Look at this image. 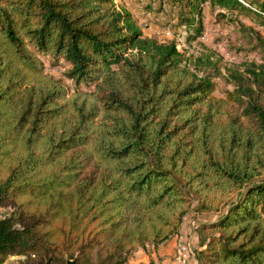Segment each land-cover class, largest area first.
Here are the masks:
<instances>
[{"label": "trees", "instance_id": "16d2710c", "mask_svg": "<svg viewBox=\"0 0 264 264\" xmlns=\"http://www.w3.org/2000/svg\"><path fill=\"white\" fill-rule=\"evenodd\" d=\"M174 1L189 39L207 2L264 25V0ZM39 56L65 62L73 89ZM182 63L114 0H0V264H93L98 249L125 264L187 214L217 216L198 264H264V63L231 72L224 98Z\"/></svg>", "mask_w": 264, "mask_h": 264}, {"label": "rangeland", "instance_id": "374dc122", "mask_svg": "<svg viewBox=\"0 0 264 264\" xmlns=\"http://www.w3.org/2000/svg\"><path fill=\"white\" fill-rule=\"evenodd\" d=\"M114 4L117 11L131 16L144 37L162 42L174 41L183 57V65L188 63L190 70L197 71L198 76L209 75L212 78L215 85L213 96L216 98H224L233 90V82L229 78L231 72L244 75L245 65L264 63L253 35L256 31L264 37V25L261 26L250 12H229L207 2L202 12V36L189 39L192 32L177 26L179 10L174 0H163L161 4L159 0H114ZM244 5L248 8L247 4ZM197 59L201 60V65L194 63ZM208 60L211 65H208ZM39 62L45 74L62 80L66 87L73 89V83L65 77L69 68L65 62H56L45 56H39ZM1 209L11 211V208ZM108 253L110 249L93 250L90 260L98 264ZM74 259L77 260V255Z\"/></svg>", "mask_w": 264, "mask_h": 264}, {"label": "crops", "instance_id": "0c3cea01", "mask_svg": "<svg viewBox=\"0 0 264 264\" xmlns=\"http://www.w3.org/2000/svg\"><path fill=\"white\" fill-rule=\"evenodd\" d=\"M216 218V215L187 214L175 234L157 246L137 248L125 264H198L196 252L200 249V225ZM21 262V257L10 256L2 264Z\"/></svg>", "mask_w": 264, "mask_h": 264}, {"label": "water", "instance_id": "95a60500", "mask_svg": "<svg viewBox=\"0 0 264 264\" xmlns=\"http://www.w3.org/2000/svg\"><path fill=\"white\" fill-rule=\"evenodd\" d=\"M11 213V211H4L2 209H0V218L3 219L7 216H9ZM65 264H76V260L73 259V260H67Z\"/></svg>", "mask_w": 264, "mask_h": 264}]
</instances>
